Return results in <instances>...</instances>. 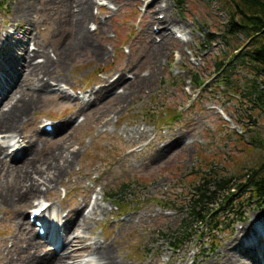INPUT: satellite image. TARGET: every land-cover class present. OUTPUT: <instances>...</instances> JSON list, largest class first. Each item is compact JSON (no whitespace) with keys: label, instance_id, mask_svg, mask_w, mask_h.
I'll return each mask as SVG.
<instances>
[{"label":"rangeland","instance_id":"rangeland-1","mask_svg":"<svg viewBox=\"0 0 264 264\" xmlns=\"http://www.w3.org/2000/svg\"><path fill=\"white\" fill-rule=\"evenodd\" d=\"M64 1L6 0L0 7V44L7 43L0 53L5 57L4 69L11 67L0 76V111L11 102L9 93L12 100L17 96L15 87L18 91L39 87L35 80L31 84L19 81L27 75L29 65L49 58L57 63L50 74L58 76L56 81H48L43 91L47 99L41 100L26 125L19 126L16 133L0 130V264H20L21 253L35 250L32 246L34 250H29L24 239L28 213L38 203H52L47 215L59 224L50 243L34 239L44 246L37 251L40 259L62 243L61 252L79 253L75 264H92L89 250L100 242L125 264H223L225 247L242 235L240 229L264 220V201L260 206L249 201L247 193L235 195L236 202L244 197L239 205H232L241 216L225 215L226 224L208 246L197 235L177 250L172 244L176 245L173 237L184 218V198L201 176L213 171L217 177H233V185L246 168L264 161V146L258 143V135L264 142V115L247 104L242 107L220 83V75L232 77L234 86L246 76V70L233 61L247 49L246 39L228 37L227 46L221 39L229 10L222 0H90L91 17L79 24L91 34L90 43L83 51L62 56L58 49L72 43L71 29L75 32L77 25L74 19L72 27L65 26ZM17 9L26 15L17 18ZM164 16L174 19L169 28L173 40L161 53L151 54L149 44L159 42L156 32H163L151 24V17L161 20ZM172 32H181L182 38L176 39ZM8 33L13 34L10 41ZM36 46L44 54L33 57ZM221 65L223 74L216 73ZM8 75H15V81L7 88ZM194 75L198 79L190 84ZM113 76L122 80L112 91L116 94H122L127 84L144 78L147 82L125 103L105 94L84 107L85 101L94 99L89 94ZM45 80L47 77L43 83ZM201 82L205 84L198 88ZM47 123L62 127L47 134L43 132ZM20 136L26 138L32 149L30 157L40 170L54 162L51 155L56 150L65 152L63 157L68 151L76 154L70 169L54 186L43 185L34 170L40 196L30 197L29 205L10 192L26 184L21 178L25 172L19 170L23 168L20 152L15 153L25 146L15 140ZM239 169L243 172H237ZM124 186L128 189L107 199ZM92 207L98 208L94 214ZM72 209L77 211L78 216L75 211L70 214L76 225L66 230L61 225L66 210ZM245 233L238 237L240 251L235 254L253 256L243 253L242 240L252 232ZM31 234L37 236L34 225ZM258 259L255 264H262L261 256ZM56 264L73 262L68 258Z\"/></svg>","mask_w":264,"mask_h":264},{"label":"bare ground","instance_id":"bare-ground-1","mask_svg":"<svg viewBox=\"0 0 264 264\" xmlns=\"http://www.w3.org/2000/svg\"><path fill=\"white\" fill-rule=\"evenodd\" d=\"M59 1L62 2L63 0H59ZM90 4H91L90 0H79L78 4L76 5H75V1H71V0L64 1L63 8H65V11L63 14L65 16V19L64 17L62 19L65 20V26H69L70 28V25H71L72 27V21H74V19L77 25L73 27L75 29V32L73 29H71V31L73 32L72 43L65 44V45L63 44L59 47L58 51L60 55L67 56L79 50L83 51L84 49H86L85 47H87V45L90 43L91 34L89 33L88 30H84V27L82 28V26L79 25L85 19L91 17ZM25 15H26V12L22 11V9H17L15 13V16L17 18H21ZM173 21H174L173 18H167L166 16H164L163 19L161 20L151 17V24L154 26L155 25L160 26L161 30L163 31L162 33L160 31L156 32V34L160 35L159 42H156L153 40L152 43L149 44L150 47L148 50L151 54L161 53L162 50L166 49L168 43L171 40H173L170 37V29H169L170 27L174 26ZM16 32L17 30H15L13 34H15ZM8 34L9 35L7 36L10 41L13 34L12 35L10 33ZM6 45L7 43L3 45L0 44V50H3L6 47ZM42 47L43 46H41V48ZM38 53L44 54V50L43 49L39 50V47L37 48L36 46V50L35 52H33L32 56L35 57ZM99 54L102 55V53H99ZM0 58H2V60L0 61V76H1L3 72L5 74H8V70H10L11 67L4 69L5 63L3 59L5 57L1 53H0ZM65 60L66 58L64 59V62ZM53 64L56 65L57 63L52 62V60L49 58H45V59L43 58V61L41 63L35 64V65H29L27 75H23L19 79L20 83L25 82L24 84H27V83L31 84L35 80L36 84H40V85L35 91H20V90L18 91L16 90V87H15L14 94L17 96L13 100L11 99L10 93L7 95V98L9 99V101L11 100V102L8 103L9 105L6 110L0 111V130L7 129L10 133L12 132L16 133V130L19 128V126L26 125V123L30 121V115L35 111L38 104L41 103V100L42 99L44 100L45 98L47 99V97L45 96L46 94H44L43 91L44 89L48 88V81L49 80L56 81L58 77L57 75L52 76L50 74V69H52ZM14 76L8 75V81L4 84L7 86V88L10 87L15 81ZM18 76L19 75L17 74L16 78H18ZM44 77H47V80H45V82L43 83ZM119 81L120 83H122V80L120 79L119 76H113L109 80H105L104 81L105 84L101 88H99V90H96L95 92L89 94V97L93 96L94 99L89 98V100L85 101L84 107L89 106L96 99H99L101 95H105V94L111 97H115L117 102L125 103L128 99V96H131L132 93L135 91H140L139 89L142 88L144 84H146L147 79L144 78L140 82L127 84V87L125 88V91L122 94L113 93L112 91L117 85H119ZM1 86L2 85H0V87ZM41 90H42V94H40ZM61 94L66 96L64 93H61ZM101 105H103V103H101ZM61 127L62 125H56L55 127L53 126L51 132L52 133L59 132ZM44 133H46V131ZM15 140L17 141V143L25 145L23 148L15 151V153L20 152V158H22L21 160L23 162L22 163L23 168L19 170L20 172L21 171L25 172L21 176V178H23V182H25L26 184L17 190L16 188H12L10 192L13 194L15 193L18 194L19 197L23 198L25 200L24 202L29 205L31 203L29 201L30 197L40 196L39 189H37L38 182L32 176V174L34 173V170H38V174H40L39 175L40 179L44 180L43 185H45L47 188L49 186H54L61 179L62 175L68 169H70V167L72 166L76 158V154H74V152L68 151L63 157V154L65 152L56 150L54 154L51 155L54 157V160H53L54 162L47 163V167L45 169L40 170V168H37L35 166L34 162L36 161L34 160V158L30 157L31 156L30 153L32 152V149L30 148V145L26 141V138L24 136H20V138L17 137L15 138ZM157 141L158 139L151 142L150 146L156 145ZM31 142L32 141H29V143ZM26 155L28 157H26ZM38 155L39 153L37 152L35 155V159L37 158L36 156ZM157 155H159L158 152H157ZM30 158L31 160H29ZM26 169H31V172H29V174L32 178L29 177L28 171ZM44 174H45V178H43ZM43 207L44 205L40 204V205H37L36 209H41ZM52 207H53V204L50 203L47 213L51 211ZM84 207L85 206H82L79 210L81 211L84 210ZM92 209H93L92 214H94L98 208L92 207ZM73 211L75 210L74 209H72L71 211L66 210L64 222L61 225L62 228H66V230H68L72 226L76 225L73 219L72 218L70 219V214ZM76 215H77V211H75L74 213V216ZM21 216L22 215L20 214V217ZM35 220L37 219H34V221ZM89 220H91V218ZM257 221H259V219ZM261 222H264V220ZM19 224L20 222H17V227L20 226ZM61 227H59V229H61ZM25 228H26L25 229L26 238L24 239V242L27 243L26 246H29V248L32 246L35 250L33 248H30V249L28 248L29 250L33 249L34 251L32 253H30L29 251H27V253H21L23 256L17 258L19 259L20 264H56V263H63V262L65 263V259H68V258L72 260L73 264L76 263V259L79 258V253L65 254L66 252L64 251L60 252L59 254H56L55 253L56 251L55 252L51 251V253H48L43 259H40L41 257H39L37 251L38 249L43 248L44 246L34 240L36 237L38 238V236L33 237V235L31 234V224L28 223V225H26ZM55 229L56 227L53 224H51L49 227V231L54 233ZM248 230L249 229L247 227L241 228L239 233L241 232L242 235L238 237H243V234L245 233V231H248ZM238 237L237 239H232L230 242L227 243V247H225V254L222 255V263L223 264H255V262L256 263L257 261L259 262L258 257L261 256L262 264H264V228L253 231V234L249 237L248 242L242 243V247L244 250L243 253L248 254L249 252H251V253H254V255L251 254L253 256L246 255V254H243V255L235 254L237 253L236 250L240 251L239 249L240 245L239 243H237ZM31 238H32V241H31ZM30 241L31 243H28ZM94 245H95L94 248L90 250L88 249V247L84 248L85 250L90 251L92 255V264H125L121 260L117 261L116 259L112 257L111 248L109 246H105L104 243H100V242L99 244L95 243ZM17 251L19 250L16 247L14 250L15 254L17 253Z\"/></svg>","mask_w":264,"mask_h":264},{"label":"trees","instance_id":"trees-1","mask_svg":"<svg viewBox=\"0 0 264 264\" xmlns=\"http://www.w3.org/2000/svg\"><path fill=\"white\" fill-rule=\"evenodd\" d=\"M5 1L0 0V4ZM222 1L223 7L229 10V19L225 26V35L221 38L222 42L227 43V46L228 37L242 35L247 41V49L233 58L235 66L238 65L246 70V76L238 82L241 86H234L232 77L220 75L221 86L231 90L241 106L247 104L251 110H258L264 115V0ZM235 66L231 68L230 74L236 69ZM215 72L223 74L222 65L220 68L217 66ZM192 79L191 82H195V79H198L197 75H194ZM199 85L198 88H202L204 82ZM258 143L264 146L260 135H258ZM261 149L264 150V147ZM237 172L243 171L239 169ZM232 179L234 178L217 177L213 171L201 176L197 186L184 198L182 211L184 218L177 228V235L173 237L176 242V245L172 244L175 250L188 243L194 235H197L199 240L206 241L205 245L208 246V241L213 240L215 234L222 230V225L226 224L225 215H229V218L233 215L241 216L240 212L232 209V205L235 203L239 205L244 197L236 202L235 195L241 196L247 193L249 201L254 200L256 205L263 204L264 161L246 168L243 176L237 178L236 184H231ZM126 189L128 187L124 186L122 190L111 192L108 199L116 198L119 192L122 193ZM215 206L219 207L216 209ZM221 219L224 222H220ZM208 236L209 239H207Z\"/></svg>","mask_w":264,"mask_h":264}]
</instances>
